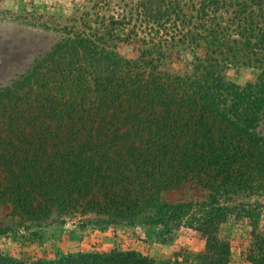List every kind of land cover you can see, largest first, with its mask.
I'll use <instances>...</instances> for the list:
<instances>
[{
  "label": "trees",
  "instance_id": "obj_1",
  "mask_svg": "<svg viewBox=\"0 0 264 264\" xmlns=\"http://www.w3.org/2000/svg\"><path fill=\"white\" fill-rule=\"evenodd\" d=\"M249 7L156 0L96 13L94 29L68 34L9 77L0 86V213L38 220L79 207L99 222L166 224L192 208V192L208 208L191 229L206 243L201 264H227L234 245L217 236L219 202L264 169L253 132L264 116V65L243 84L225 75L264 52V20L241 17ZM0 264L154 262L111 250L0 253Z\"/></svg>",
  "mask_w": 264,
  "mask_h": 264
},
{
  "label": "rangeland",
  "instance_id": "obj_2",
  "mask_svg": "<svg viewBox=\"0 0 264 264\" xmlns=\"http://www.w3.org/2000/svg\"><path fill=\"white\" fill-rule=\"evenodd\" d=\"M154 1L0 0V86L68 34L94 29L98 21L96 13L108 16L113 11ZM226 1L248 3L249 10L241 13V17L264 20V0ZM245 29L241 33L247 36ZM253 59L250 67L232 65L225 75L242 84L255 79L260 74L257 67L264 65V52L258 51ZM243 61L250 63L248 59ZM253 132L264 144V116ZM261 170L250 189L224 197L219 202L218 207L225 212V218L219 223L217 236L234 245L230 248L227 264H264V240L255 235L256 232L264 233V169ZM190 195L194 196L192 208L187 209L177 222L166 224H152L141 219L99 222L89 219L92 217L88 213L82 214L79 207L66 214L54 209L48 218L41 216L38 220L0 213L3 230L0 231V253L32 260L81 251L133 250L153 259L154 264H201L206 243L191 229L208 208L204 207L198 194L191 192Z\"/></svg>",
  "mask_w": 264,
  "mask_h": 264
}]
</instances>
